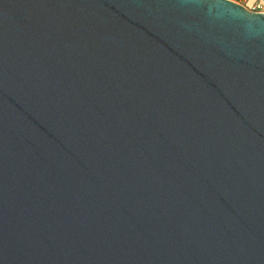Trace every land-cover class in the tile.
I'll return each mask as SVG.
<instances>
[{"label": "water", "instance_id": "water-1", "mask_svg": "<svg viewBox=\"0 0 264 264\" xmlns=\"http://www.w3.org/2000/svg\"><path fill=\"white\" fill-rule=\"evenodd\" d=\"M0 264H264V12L0 0Z\"/></svg>", "mask_w": 264, "mask_h": 264}, {"label": "built area", "instance_id": "built-area-1", "mask_svg": "<svg viewBox=\"0 0 264 264\" xmlns=\"http://www.w3.org/2000/svg\"><path fill=\"white\" fill-rule=\"evenodd\" d=\"M234 1L243 4V2L241 0H234ZM247 7L249 9H251V10L263 11L264 12V0H255V1L252 2V4H249Z\"/></svg>", "mask_w": 264, "mask_h": 264}, {"label": "crops", "instance_id": "crops-1", "mask_svg": "<svg viewBox=\"0 0 264 264\" xmlns=\"http://www.w3.org/2000/svg\"><path fill=\"white\" fill-rule=\"evenodd\" d=\"M241 1L243 2V4L248 6L249 4H252V2L255 1V0H241Z\"/></svg>", "mask_w": 264, "mask_h": 264}]
</instances>
